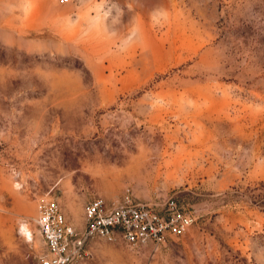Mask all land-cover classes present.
Masks as SVG:
<instances>
[{"label": "rangeland", "instance_id": "1", "mask_svg": "<svg viewBox=\"0 0 264 264\" xmlns=\"http://www.w3.org/2000/svg\"><path fill=\"white\" fill-rule=\"evenodd\" d=\"M95 197L193 223L79 264H264V0H0V264H40L38 201L81 231Z\"/></svg>", "mask_w": 264, "mask_h": 264}, {"label": "built area", "instance_id": "2", "mask_svg": "<svg viewBox=\"0 0 264 264\" xmlns=\"http://www.w3.org/2000/svg\"><path fill=\"white\" fill-rule=\"evenodd\" d=\"M36 213L34 220L46 248L40 264H79L88 258V244L94 239L121 241L134 250L148 244L157 249L186 234L193 223L192 215L180 210L175 200L160 210L129 199L109 203L95 197L84 208L86 224L81 231L68 222L56 200L38 201Z\"/></svg>", "mask_w": 264, "mask_h": 264}, {"label": "bare ground", "instance_id": "3", "mask_svg": "<svg viewBox=\"0 0 264 264\" xmlns=\"http://www.w3.org/2000/svg\"><path fill=\"white\" fill-rule=\"evenodd\" d=\"M24 232H25L26 234H28L30 238L32 237L31 230H30V228H28L27 226H24ZM25 233H24V234H25Z\"/></svg>", "mask_w": 264, "mask_h": 264}]
</instances>
